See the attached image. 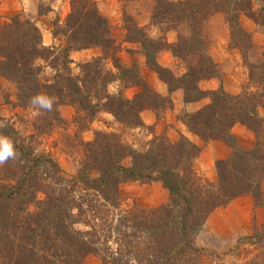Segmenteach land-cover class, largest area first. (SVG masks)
Masks as SVG:
<instances>
[{"label": "trees", "instance_id": "trees-1", "mask_svg": "<svg viewBox=\"0 0 264 264\" xmlns=\"http://www.w3.org/2000/svg\"><path fill=\"white\" fill-rule=\"evenodd\" d=\"M70 6L63 25L52 29L53 35L60 32L65 38L59 49L41 42L39 28L28 15L14 13L0 22V74L15 84L22 102L30 103L37 94L54 98L51 111L40 110L47 126L52 121L47 120L49 113L58 120L57 106L65 102L75 108L77 128L85 129L102 108L122 123L138 125L139 111L156 108L165 97L150 89L132 68L122 67L111 57L123 87H141L131 98L123 97L120 90L103 91L105 78L114 75L116 79L117 73L105 71L99 86V59L86 69L93 73L85 72L83 78L62 73L71 49L89 46L93 40H103L107 49L112 43L108 21L94 2L70 0ZM42 13L37 8L36 14ZM215 13L222 14L229 41L240 51L251 90L244 86L240 93L231 94L222 86L203 90L197 85L200 79L218 76L203 32L206 20ZM242 14L264 32V0H156L149 24L159 28L165 24L176 31L171 52L184 63V71L176 78L154 59L157 51L167 48L163 37L150 36L136 21L123 19L127 22L125 40L139 43L169 91L182 88L185 102L208 97L207 103L181 115L189 131L205 141L220 139L234 148L227 140L232 137L231 126L239 122L253 132V147L235 148L226 158L216 160L217 177L211 182L191 168L199 147L184 135L175 141L155 136L145 151L130 148L124 154L131 157V164L125 166L120 163L122 153H107L106 146L101 147L107 140L115 144L116 138L99 130L82 144L83 160L74 177L64 179L48 152H35L30 144H23V138L17 139L12 127L1 123L0 136L11 140L16 155L1 164L0 170V264H81L85 252H105L102 264H200L203 249L194 244V236L211 211L244 194H249L255 205L263 204L264 116L256 109H264V50L256 49L251 34L241 26ZM42 61L52 68L51 76L39 77ZM93 96L100 101L92 103ZM95 169L99 173L91 177L89 171ZM127 180L159 182L168 191L169 200L158 208L122 207L118 183ZM110 238L119 243L109 252ZM240 238L260 249L257 263L264 264V223Z\"/></svg>", "mask_w": 264, "mask_h": 264}, {"label": "rangeland", "instance_id": "rangeland-1", "mask_svg": "<svg viewBox=\"0 0 264 264\" xmlns=\"http://www.w3.org/2000/svg\"><path fill=\"white\" fill-rule=\"evenodd\" d=\"M88 1L94 2L98 11L106 17L109 35L112 38L111 46L107 49L102 43L103 40L100 43L93 40V44H89V46L71 49L68 53L69 62L65 63V68H61L62 73L73 77L80 75L79 78H83L85 72L93 73L91 70L87 72L86 69L93 66L94 59H99V67L102 70L96 80L99 86L100 84L102 86L105 71L117 73L116 79L114 75L110 80L105 78L107 84L103 83V91L115 93L120 90L123 97L131 98L136 92L141 91V87L136 84L123 87L124 81L120 80L119 71L111 63V57L114 56L122 67L132 68L133 71L137 72L141 81L146 83L150 89L165 97V102L159 104L156 108L148 107L139 111L140 123L138 125L122 123L112 113L102 108L95 114L93 121L85 129L75 126L74 118L77 116L75 108L71 103L65 102L57 106L58 120L51 117L50 113L52 112L49 113L47 120L52 121L47 126L48 123L43 122L41 113L39 115L34 114L36 108L31 103L22 102L21 99L17 98L18 91L15 84L0 74V124L5 123L12 127L19 137L18 140L23 138V144H30L35 152H48L57 161L59 166L57 173L64 179L74 177L83 160L82 144L91 140L94 132L99 130L104 131V134L110 133L116 138L114 140L115 144H112L111 141L108 144L109 140H107L104 146L101 144V147L106 146L107 153L116 150L115 153H122L120 163L125 166L131 164V157L127 153L124 154L130 148L145 151L155 136L175 141L179 138V135H184L199 147L197 156L191 161V168L198 175L211 182L217 177L216 160L226 158L235 148L249 150L253 147V132L239 122L231 126L229 132L232 137L227 140L233 142L232 147L234 148H231L220 139L205 141L189 131L181 121V115L184 112L195 111L209 101L208 97L198 101L185 102L182 88L168 90L167 85L150 67L139 43L125 40V25L127 22L123 19L124 16L129 17L131 21H136L141 27H145L150 36H162L167 43V48L154 54L155 61L171 70L175 78L182 74L184 63L171 52V48H174L176 44V31L169 28V26L165 27V24H162L161 28L149 24L151 8L156 0H99L98 3L97 0ZM37 8L43 13L37 15ZM70 11V0H0V22L6 21L14 13H20L22 16L28 15L32 17L39 28L41 42L54 49H59L64 44L65 38L60 32L53 35L52 29L62 26ZM244 19H247V17L243 14L240 15L239 22L241 26L251 34L256 49L258 51L264 50V32L258 31L251 19L248 18L252 21H250L251 25L249 26L244 23ZM203 32L208 40L207 52L217 65L218 76L200 79L197 85L203 90H213L222 86L226 92L231 94L240 93L244 86L251 90L240 51L229 41L228 27L222 14L215 13L209 16L204 24ZM88 62L90 64L87 67H82ZM40 63L43 67L39 77L51 76L53 73L52 68L45 61ZM81 67L86 71H82ZM211 79L214 82L218 83L219 81L221 83L216 87L210 81ZM222 79H226V89L222 85ZM77 82L80 84V80H77ZM233 83L238 84L236 92H233L232 88L228 89ZM100 97L93 96L91 102H99ZM174 98H176V103L173 101ZM168 99L171 103L168 102ZM256 110L260 116H264V109L261 106H258ZM1 166L0 164V170H3ZM98 173V169L89 171L91 177H96ZM263 182L264 180H262L261 185ZM118 193L123 200L122 207L127 208L134 206L158 208L165 205L169 200L168 191L159 182L146 183L127 180L118 183ZM245 195L249 197L247 199L248 203H251L250 206H246V210V201L239 198ZM37 196L42 197V193L37 194ZM241 196L215 208L199 227L194 236V244L203 249L199 259L200 264H261L257 263L260 260V249L254 244L244 242L240 237L252 233L253 227L259 228L264 223V220L260 222L257 219L259 211L254 210L255 207L264 208V202L262 200L263 204L255 205L249 194ZM30 206L33 210V206ZM73 210L75 213L76 209ZM240 211L241 213L238 214L242 219L238 220L235 218L237 216L235 212ZM260 211H263V209ZM213 213L216 215L211 217ZM84 216L88 219L87 214H84ZM77 226L81 228L83 224ZM84 227L85 229L88 228L87 226ZM100 243L105 246L103 241ZM118 243L119 240L116 241L110 238L107 244L109 252L113 251ZM101 255L105 256V252L98 255L93 252H85L81 257V264H102Z\"/></svg>", "mask_w": 264, "mask_h": 264}, {"label": "clouds", "instance_id": "clouds-1", "mask_svg": "<svg viewBox=\"0 0 264 264\" xmlns=\"http://www.w3.org/2000/svg\"><path fill=\"white\" fill-rule=\"evenodd\" d=\"M30 103L36 108L35 115L40 114V110L51 111L53 108L54 98L46 94H37L32 97ZM16 155L13 143L8 137L0 136V164H3L10 158Z\"/></svg>", "mask_w": 264, "mask_h": 264}, {"label": "crops", "instance_id": "crops-1", "mask_svg": "<svg viewBox=\"0 0 264 264\" xmlns=\"http://www.w3.org/2000/svg\"><path fill=\"white\" fill-rule=\"evenodd\" d=\"M98 1L99 0H97V3H98ZM99 6H101V5H99ZM245 21H244V23H246L248 26L249 25H251V23H250V21L251 20H248V18L247 19H244ZM252 22V21H251ZM253 23V22H252ZM219 60V59H218ZM211 82H212V84L213 85H216V87L221 83V82H219L218 80V83L217 82H214L212 79L210 80ZM206 82V81H205ZM208 82V81H207ZM226 84H227V82H226V79H222V85H223V87L226 89ZM237 87H238V84L237 83H233L232 84V86L231 87H229L228 89H231L233 92H236L238 89H237ZM232 91H230V92H232ZM172 93H174V92H172ZM173 96V95H172ZM174 97V96H173ZM175 103H176V98H174V100H173ZM261 195H262V200H263V202H264V182H263V184L261 185ZM240 199H242V200H245L246 202H245V210H246V206L248 207V206H250V204L248 203V196H241V197H239ZM238 199V198H237ZM250 201V200H249ZM253 205V204H252ZM253 207V206H252ZM254 208V207H253ZM263 209V211H260V210H262ZM254 210H257V211H259V215L257 216V219L260 221V222H262L263 220H264V208L263 207H255V209ZM260 212H261V214H260ZM238 213H241V211L240 212H235V214L237 215V216H235V218H237L238 220H240V219H242V217L238 214ZM216 214L215 213H213V214H211V217L213 216H215ZM238 220H236V221H238ZM240 223L242 222V221H239Z\"/></svg>", "mask_w": 264, "mask_h": 264}]
</instances>
